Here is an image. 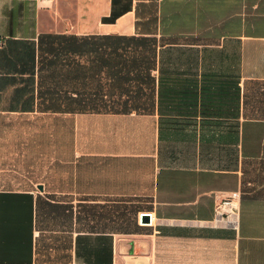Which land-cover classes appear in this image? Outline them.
I'll use <instances>...</instances> for the list:
<instances>
[{
	"label": "crops",
	"instance_id": "1",
	"mask_svg": "<svg viewBox=\"0 0 264 264\" xmlns=\"http://www.w3.org/2000/svg\"><path fill=\"white\" fill-rule=\"evenodd\" d=\"M0 133V264H264V0H0Z\"/></svg>",
	"mask_w": 264,
	"mask_h": 264
},
{
	"label": "built area",
	"instance_id": "2",
	"mask_svg": "<svg viewBox=\"0 0 264 264\" xmlns=\"http://www.w3.org/2000/svg\"><path fill=\"white\" fill-rule=\"evenodd\" d=\"M55 0H43V2L50 4ZM237 194L226 195L222 198L221 202L217 204L216 207V223H225L229 225H234L237 228L239 224V214L237 202L239 200Z\"/></svg>",
	"mask_w": 264,
	"mask_h": 264
},
{
	"label": "rangeland",
	"instance_id": "3",
	"mask_svg": "<svg viewBox=\"0 0 264 264\" xmlns=\"http://www.w3.org/2000/svg\"><path fill=\"white\" fill-rule=\"evenodd\" d=\"M1 147H2V134L0 133V149H1ZM4 169V172H1V170H3ZM6 170H8V168L6 169V168H3V165H2V163H0V172H1V175H3L4 173L6 174H8L9 172L8 171H6ZM15 170V172L17 173V174H19V173H22V171L21 170H19V168H15L14 169ZM24 175V174H23ZM17 177L19 178V176L17 175ZM4 182H6V180H4Z\"/></svg>",
	"mask_w": 264,
	"mask_h": 264
},
{
	"label": "trees",
	"instance_id": "4",
	"mask_svg": "<svg viewBox=\"0 0 264 264\" xmlns=\"http://www.w3.org/2000/svg\"><path fill=\"white\" fill-rule=\"evenodd\" d=\"M100 92L102 93V89H100ZM91 108L92 110H102V98H101V101H98L97 99H95L92 104H91Z\"/></svg>",
	"mask_w": 264,
	"mask_h": 264
},
{
	"label": "water",
	"instance_id": "5",
	"mask_svg": "<svg viewBox=\"0 0 264 264\" xmlns=\"http://www.w3.org/2000/svg\"><path fill=\"white\" fill-rule=\"evenodd\" d=\"M143 220L148 221L149 217L148 216H144Z\"/></svg>",
	"mask_w": 264,
	"mask_h": 264
}]
</instances>
